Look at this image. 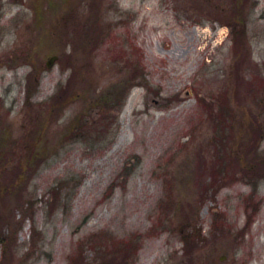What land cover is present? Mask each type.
Segmentation results:
<instances>
[{"label": "rangeland", "instance_id": "obj_1", "mask_svg": "<svg viewBox=\"0 0 264 264\" xmlns=\"http://www.w3.org/2000/svg\"><path fill=\"white\" fill-rule=\"evenodd\" d=\"M0 264H264V0H0Z\"/></svg>", "mask_w": 264, "mask_h": 264}, {"label": "water", "instance_id": "obj_2", "mask_svg": "<svg viewBox=\"0 0 264 264\" xmlns=\"http://www.w3.org/2000/svg\"><path fill=\"white\" fill-rule=\"evenodd\" d=\"M57 60L56 56H52L48 59L47 63H46V67L49 68L52 66V64Z\"/></svg>", "mask_w": 264, "mask_h": 264}, {"label": "bare ground", "instance_id": "obj_3", "mask_svg": "<svg viewBox=\"0 0 264 264\" xmlns=\"http://www.w3.org/2000/svg\"><path fill=\"white\" fill-rule=\"evenodd\" d=\"M26 231H27V229L25 228V229H24V232H26Z\"/></svg>", "mask_w": 264, "mask_h": 264}]
</instances>
